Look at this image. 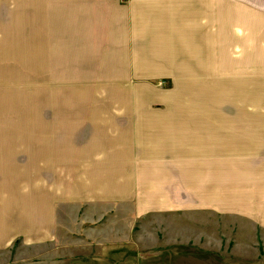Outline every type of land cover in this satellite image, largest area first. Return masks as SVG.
I'll use <instances>...</instances> for the list:
<instances>
[{"label":"crops","instance_id":"1","mask_svg":"<svg viewBox=\"0 0 264 264\" xmlns=\"http://www.w3.org/2000/svg\"><path fill=\"white\" fill-rule=\"evenodd\" d=\"M232 21L264 38V0H0V87L22 86L27 68L35 84L55 86L61 70L65 85L99 92L34 111L31 126L0 113V252L54 243L87 207L264 230V111L214 108L216 39L230 34L217 24ZM159 81L172 108L148 105ZM185 85L204 87L194 97L207 108L181 107Z\"/></svg>","mask_w":264,"mask_h":264},{"label":"rangeland","instance_id":"2","mask_svg":"<svg viewBox=\"0 0 264 264\" xmlns=\"http://www.w3.org/2000/svg\"><path fill=\"white\" fill-rule=\"evenodd\" d=\"M217 25L230 34L216 39V61L220 66L226 62V70H217L214 108L224 105L233 110L264 111V38L241 36L235 21ZM31 74L25 68L22 86L13 76L8 86L0 87V113L10 116L20 111L24 127L31 126L34 111L74 108L75 102L70 101L74 94L99 93L89 87L65 85L61 70L56 71L55 86L35 84ZM134 88L137 94L145 89ZM147 88L154 93L149 107L172 108L160 103L157 96L159 91L172 88L169 81ZM202 88L182 86L180 92L185 99L181 107L197 108L201 103L196 97L200 98ZM207 103L211 100L206 102L205 94L200 107L207 108ZM87 211L91 214L90 222H86L89 227L80 226ZM71 222V228L59 230L52 244L14 243L0 252V264H264V230L235 216L172 209L134 215L132 207L131 213L123 208L110 213L106 208L100 211L87 207L81 217L73 214Z\"/></svg>","mask_w":264,"mask_h":264},{"label":"built area","instance_id":"3","mask_svg":"<svg viewBox=\"0 0 264 264\" xmlns=\"http://www.w3.org/2000/svg\"><path fill=\"white\" fill-rule=\"evenodd\" d=\"M121 1H123V0H121Z\"/></svg>","mask_w":264,"mask_h":264}]
</instances>
